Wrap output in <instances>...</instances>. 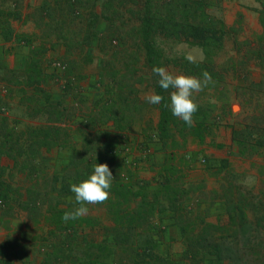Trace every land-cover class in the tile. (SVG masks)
<instances>
[{"label": "trees", "instance_id": "1", "mask_svg": "<svg viewBox=\"0 0 264 264\" xmlns=\"http://www.w3.org/2000/svg\"><path fill=\"white\" fill-rule=\"evenodd\" d=\"M254 2L261 31L248 39L210 12L206 0H50L25 17L36 29L30 35L11 26V19L21 18L17 0H0L1 35L29 47L20 70L0 59L6 89L0 96V156L7 160L0 169V227L8 231L0 242V264H24L28 251L36 252L34 264H181L170 253L175 240L188 264H264V178L236 171L227 158L216 166L203 160L220 177L215 195L226 206L225 224L196 213L195 193L203 183L187 179L199 156L188 153L189 143L201 145L212 136L232 115V101L240 110L229 122V155L264 157V0ZM93 38L94 50L84 53ZM56 44L67 63L62 87L47 72L45 52ZM180 44L200 49L201 58L189 62L176 48ZM77 50L87 63L98 53V93L85 109L71 77L80 63ZM156 66L211 75L214 83L194 94L199 107L192 127L165 107L172 89L160 88ZM145 82L164 97L159 105L140 97L137 84ZM148 106L158 111L152 127L143 112ZM109 126L115 136L106 141ZM133 133L143 137L140 150L152 140L164 151L150 167L149 182L138 177L141 159H127ZM100 163L114 177L109 199L99 204L109 224L89 215L65 222L64 213L78 207L70 185L87 179ZM20 212L33 231L29 237L10 231ZM88 228H98L99 238L86 235Z\"/></svg>", "mask_w": 264, "mask_h": 264}, {"label": "crops", "instance_id": "2", "mask_svg": "<svg viewBox=\"0 0 264 264\" xmlns=\"http://www.w3.org/2000/svg\"><path fill=\"white\" fill-rule=\"evenodd\" d=\"M227 25H233L235 23V16L231 17V20L225 21ZM28 25L30 26V32L34 30V25L27 21ZM2 27L0 25V59L4 60L7 64L8 68L12 70H20L24 64V60L27 57L29 47L23 44L22 42L16 41L14 39L12 40H5L3 36L1 35ZM15 31H19L16 29ZM16 32V33H17ZM28 32V31H25ZM24 30H20L19 33H25ZM19 49L22 51V56L20 57L18 65H14L10 60L15 55V53L18 54ZM22 62V63H21ZM49 72V69L47 70ZM20 73V72H19ZM21 74V73H20ZM56 85L58 87H62L63 83L65 82L66 78L65 76H62L60 78H54ZM2 88V90H1ZM3 92L5 95V88L4 83L2 81V75L0 74V92ZM2 94H0L1 96ZM3 97V96H2ZM237 112H233L232 115H229L225 119H222L220 123L218 124L217 128L214 130V133L212 136H209L206 138L205 142L201 145L194 142L196 145L195 148H190L188 145V153L192 152H198L199 156H203L205 161L208 162L209 166H216L220 163V161L224 158H227L230 164L233 166V162L241 163L244 165L243 168H238L234 165V169L238 172L245 171L246 176L250 177H256V180H260L264 178V174H260V168L261 166H264V157L262 156H256L252 159H241L234 155H229V152L231 150V128L229 127V122L232 120V117L236 116ZM158 121V111L156 120L154 122V126L156 125ZM111 126L107 127V130H110L109 132L115 135L114 131L110 128ZM103 138L106 141H109L108 135L106 133V136ZM144 140L141 135L138 133L129 134V141L128 144L130 146V153L127 156L128 160H132L135 158H140L139 161V170H138V177L143 181H150L154 175V172L150 169L152 163L160 162L162 161L164 157V151L161 147V145L158 142L155 141H148V153L142 152L139 149V146L143 144ZM6 158L3 156H0V169L4 167L7 162ZM250 165V166H249ZM196 167V166H194ZM1 172V170H0ZM214 172V168L205 169L204 167H198L197 169L192 168L188 172L187 179L189 182L193 183H203V187L200 190V192L195 193V199H194V205L196 213L203 216L207 221L212 223H220L225 224L228 220L227 214H226V206L223 203L221 199H219L218 196L215 195V193L219 192V182L220 177L215 176L212 174ZM201 180V181H200ZM199 181V182H198ZM10 228L11 232L13 231L15 237H29L32 235L33 231L32 229H28L26 225V219L22 212L18 214V216L14 217L10 221ZM7 230L0 227V242L5 239V236L7 234ZM33 251H28L27 256L23 259L25 260L24 264H34L35 258H34ZM21 261V260H20ZM20 261H16L17 264H22Z\"/></svg>", "mask_w": 264, "mask_h": 264}, {"label": "rangeland", "instance_id": "3", "mask_svg": "<svg viewBox=\"0 0 264 264\" xmlns=\"http://www.w3.org/2000/svg\"><path fill=\"white\" fill-rule=\"evenodd\" d=\"M50 0H17V7L21 13L20 19H11V26L14 29V32L16 29L28 31L25 32V34H32L36 31L35 27L34 30L30 32V26L28 25L25 17L28 16L33 11V7L35 5H38L40 3H45ZM208 5V10L212 13H215L217 15L222 16L224 21L231 20V17L235 16V23L236 27L238 29V37L239 38H248L253 39L254 35L256 33H259L261 31V26L258 22L257 14L255 11H253L251 8L255 6L254 0H206ZM31 22V21H30ZM32 23V22H31ZM33 24V23H32ZM99 28H104L103 24L99 25ZM19 31L17 33H19ZM38 32V30H37ZM94 38L88 43V45L85 46V51H88V48H91L93 51L94 49ZM113 44H117V41H114ZM90 46V47H89ZM228 46H230V43H228ZM177 49H182L187 56H192L193 58H201L202 54L200 49L195 47H189L185 44H180L176 47ZM90 50V51H91ZM79 50H77L74 55L78 58L80 61L79 66H77L76 69L72 70L71 77H73V81H75L76 87H74L77 92H79L81 95L84 96L85 100H82L81 105L85 109L86 104L88 103L87 100H93L97 96V88L95 87V79H96V69H97V57L98 53L97 50L94 52V60L90 63L83 62V58L80 59V57L83 55V53H79ZM22 51L19 49L18 54L15 53V55L11 58V62L16 66L19 63L20 57L22 56ZM20 56V57H19ZM46 62L47 66L49 68V71L53 74H55V78H60L62 76H65L68 74L66 72V69H59L53 65L55 62H61L62 64H65V67H67V63L65 61V55H64V48L58 44L54 46V48L48 47V50L45 52ZM22 63V62H21ZM142 62H140V65ZM173 74H179L177 71H173ZM259 75L258 73L254 72V76L256 77ZM57 82V81H56ZM137 87L139 88V95L141 98L145 99V96L152 93L151 88H149L146 85V82L143 85L137 84ZM2 90V88H1ZM6 90V89H5ZM1 96H4V93L1 91ZM230 108L233 112H239L240 106L237 102L232 101L230 103ZM144 115L146 116V119L149 120L151 127L154 126V122L156 120L157 116V110L153 109L152 107L148 106L143 109ZM110 130H107V135L109 140L114 139V136L112 133L109 132ZM104 135V134H103ZM196 145L194 142L189 143V149L195 148ZM142 152L148 153V149L141 150ZM203 156H197L195 160V169L198 167H203ZM112 160L115 161L114 156L112 157ZM55 163V166L60 167L62 164L61 162L55 160L52 161ZM117 162V160H116ZM155 163H158L155 161ZM234 165L238 168H243L244 165L241 163L233 162V168ZM250 166V165H249ZM246 174L245 171H242ZM201 181V180H200ZM199 182V181H198ZM89 212L87 215L92 216L94 218H97L99 220V223L102 225L109 224V217L106 213L105 209L97 205H88ZM85 234L89 237L99 238V229L98 228H88L85 231ZM33 253H36L35 251ZM170 253L174 256L176 260H179L181 264H188L187 260L183 257L182 253V246L178 241L172 242L170 245ZM35 256V254L33 255Z\"/></svg>", "mask_w": 264, "mask_h": 264}, {"label": "clouds", "instance_id": "4", "mask_svg": "<svg viewBox=\"0 0 264 264\" xmlns=\"http://www.w3.org/2000/svg\"><path fill=\"white\" fill-rule=\"evenodd\" d=\"M186 59L191 63L195 62L192 56H188ZM152 72L158 76V84L161 89L165 91L172 89L170 101L165 104V107L170 109L173 116L192 127L194 125L193 116L199 107L194 99V94L203 91L209 84L214 83L211 75L207 71H204L201 77L182 73L173 74L163 66L153 67ZM145 99L150 104L159 105L164 97L151 93L146 95ZM113 180V174L107 163L95 164L94 171L87 179L70 185V191L74 194L75 204L78 207L70 212H65L62 219L65 222L76 220L88 214V205L105 203L110 197L109 190Z\"/></svg>", "mask_w": 264, "mask_h": 264}, {"label": "built area", "instance_id": "5", "mask_svg": "<svg viewBox=\"0 0 264 264\" xmlns=\"http://www.w3.org/2000/svg\"><path fill=\"white\" fill-rule=\"evenodd\" d=\"M53 65L55 66V67H57V68H59V69H64L65 68V65L64 64H62L61 62H55V63H53Z\"/></svg>", "mask_w": 264, "mask_h": 264}]
</instances>
